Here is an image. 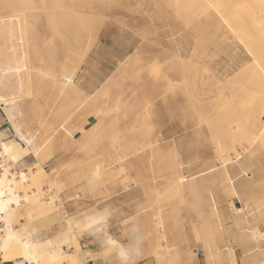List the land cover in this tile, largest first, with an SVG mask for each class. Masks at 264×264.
I'll return each instance as SVG.
<instances>
[{"label":"rangeland","instance_id":"obj_1","mask_svg":"<svg viewBox=\"0 0 264 264\" xmlns=\"http://www.w3.org/2000/svg\"><path fill=\"white\" fill-rule=\"evenodd\" d=\"M217 1L226 4L227 0H215L218 5ZM33 2L0 0V78L7 86L0 88V97L16 101L12 110L0 106V142L16 140L14 126L32 140L27 157L23 156L20 163L5 162L6 157L0 159V164L14 172L32 174L40 168L48 173L41 179L40 195L43 202L50 204L41 212L21 202L12 226L27 230L31 240L63 244L66 254H75L72 236L79 243L94 225H81L83 214L62 215L59 194L71 187L78 194L88 189L103 196L108 183L115 179L113 175L108 177L107 172L113 170L116 162L130 161L118 174L134 172L137 178L125 177L122 185L133 182L145 193V207H138L132 228L136 244L129 247L131 253H138V242L153 237L151 254L156 263L174 264L177 254L169 241L172 236L186 234L183 219L190 223L195 219L197 226H190L189 234L202 236L206 242L215 234L209 226V212L180 211L199 204L200 187L208 184L180 175L176 152L157 141L149 114L161 103L174 100L177 105L173 107L182 114L178 122L205 126L217 159L212 169H222V174L211 182L224 181V163L230 164L244 154L253 155V148L264 150V44L259 41L263 36L251 33L254 40L246 43L241 39L243 45L250 47L239 45V33L244 31L241 28L247 17L223 12L221 3L215 10L210 0H35L37 5ZM226 12L230 20L243 16L246 22H229ZM257 13L255 19L261 22L263 15ZM7 16H11L10 23L4 22ZM8 23L14 34L10 41ZM234 37H238L236 42ZM10 43L20 47L24 54L20 55L19 50L20 59L4 61L2 53ZM128 52L130 56L119 60L115 68L107 65L106 62L112 63ZM258 56L263 57L261 66L257 64ZM89 58L93 60L82 67ZM7 63L18 69L4 72ZM249 67H253L252 71ZM96 79L104 80L98 83ZM10 112L12 124L7 117ZM89 118L97 124L74 142L72 133ZM144 174L151 178L144 179ZM27 183L31 180L27 179ZM226 183L229 186L227 178ZM23 189L16 190L20 200L35 191ZM2 225L0 222V229ZM54 225L57 228L53 229ZM252 234L261 233L253 229ZM114 250L120 251L108 241L101 258L107 259ZM75 255L76 264H86L81 248Z\"/></svg>","mask_w":264,"mask_h":264},{"label":"crops","instance_id":"obj_2","mask_svg":"<svg viewBox=\"0 0 264 264\" xmlns=\"http://www.w3.org/2000/svg\"><path fill=\"white\" fill-rule=\"evenodd\" d=\"M129 56L128 52L112 63H106L115 68L119 60ZM92 60L93 58H89L82 67L89 65ZM101 80L104 79H96L98 83ZM171 101L161 103L151 111L150 125L157 141L164 148H172L176 152L178 163L181 165L180 175L188 179L193 176L208 184L200 187L199 204L183 207L180 211L197 209L209 212V226L215 231L214 236L206 242L202 236L189 234L190 226H197L196 220L190 223L183 219L182 229L186 234L172 236L169 241L173 253L177 254L174 264H264V150L253 148L256 151L253 155L244 154L225 166L223 173L229 180V186L226 178L224 181L211 182L222 174V169L216 167L217 172L212 169L216 166L217 159L208 129L197 123L178 122L182 119V114L173 107L177 102ZM96 124L89 118L83 125L77 126V130L72 133L73 141H78L83 133L89 132ZM131 141L133 140H129ZM112 161L116 162V158ZM129 163L130 161L114 163L113 170L107 172V176L113 175L115 179L108 183L103 196L98 192L92 194L88 189L78 194L71 187L59 194L62 215L93 214L104 217L94 224L91 232H86L80 238L79 244L84 257L86 256V264H157L151 254V248L155 244L153 237L150 241L138 242V253L133 257L128 255L127 258L121 251L114 250L107 259L101 258L108 241L114 240L119 249L136 244L132 228L138 207H145V201L142 199V194L144 196L145 193L133 182H129L125 187L122 185V179L125 177L130 180L137 178L134 172H129L128 175L118 174L121 173L119 169H124ZM141 177L151 178L147 174ZM253 229L261 234L254 236ZM1 263L11 264L2 261Z\"/></svg>","mask_w":264,"mask_h":264},{"label":"bare ground","instance_id":"obj_3","mask_svg":"<svg viewBox=\"0 0 264 264\" xmlns=\"http://www.w3.org/2000/svg\"><path fill=\"white\" fill-rule=\"evenodd\" d=\"M26 1V0H25ZM29 1V0H28ZM31 1V0H30ZM38 0H34L35 3H37ZM223 1V0H222ZM229 1H233V0H227V1H224L226 2V4H228ZM33 2V3H34ZM58 2V1H57ZM23 3V1H22ZM34 3V4H35ZM218 3V1H217ZM222 4L221 8H222V11L225 10V11H230L233 15H234V12H236V14L239 16L240 14L241 15H245L247 18V23H245V25L243 26V28L241 29H244V31H241L240 34V39H237L239 41H241V39L244 41V42H250L251 39H253L254 37L252 36L253 34L256 33H259L261 34L263 37H261V39L259 38V41L262 43V46H263V39H264V0H241L240 2H238L237 4L233 3V2H230L229 5H226L224 4L223 2H219L218 5L216 4L215 0H210V6L213 7L214 9L215 8H218L219 7V4ZM224 4V5H223ZM37 5V4H35ZM43 5V4H41ZM50 5V4H49ZM208 5V4H207ZM51 6V5H50ZM218 6V7H217ZM49 8V7H48ZM213 8H210V9H213ZM219 9V8H218ZM228 9V10H227ZM54 10V9H53ZM216 10V9H215ZM221 10V9H220ZM220 10H218L217 12H219ZM47 11V10H45ZM63 11V10H62ZM223 11V12H225ZM238 11V12H237ZM51 11L49 10V16H54V15H51L50 13ZM53 12V11H52ZM259 13L263 15V18L261 20V22H259V20H256L255 19V14L256 13ZM27 14V12H25ZM24 13V14H25ZM220 13V12H219ZM240 13V14H239ZM257 13V14H258ZM25 14V15H26ZM65 14V13H64ZM226 16L228 17V13L226 12ZM253 14H254V17H253ZM46 15V16H48ZM261 15V16H262ZM15 16V15H14ZM21 15H19L20 17ZM18 17V16H17ZM16 17V18H17ZM23 19L25 18L24 16H22ZM20 17V18H22ZM243 17V16H241ZM241 17H238V19H242V20H245ZM7 19L4 21V22H9L11 21V16H7L6 17ZM50 18V17H48ZM4 19V17L2 18ZM1 19V20H2ZM15 19V18H14ZM28 19V18H27ZM44 19L46 20V18L44 17ZM52 19V18H51ZM50 19V20H51ZM229 19V17H228ZM227 19V20H228ZM235 21H237L235 18H233ZM229 19V22L230 21H233ZM259 19V18H258ZM53 20V19H52ZM226 20V19H225ZM60 22L62 21L61 19L59 20ZM241 21V20H240ZM51 22V21H49ZM228 22V23H229ZM239 22V21H238ZM243 22V21H242ZM246 22V20H245ZM3 23V21H0V24ZM9 23H8V26H6V28H8L7 30V33H8V41H10V39L13 38L14 34H13V30L10 29V26H9ZM23 23V22H22ZM227 23L226 21V24H227V28L230 26L229 24ZM241 23V22H240ZM244 23V22H243ZM20 24V23H19ZM53 24V23H52ZM232 24V23H231ZM234 24V23H233ZM237 24V23H235ZM18 25V24H17ZM65 25V24H64ZM239 25V24H237ZM24 26V25H23ZM52 26V25H51ZM58 26V25H57ZM59 27V26H58ZM238 27V26H237ZM245 27V28H244ZM24 28V27H23ZM232 28V27H231ZM66 30V28H64ZM63 29V30H64ZM230 29V27H229ZM234 29L236 30V28L234 27ZM233 29V30H234ZM239 29V28H237ZM247 29V30H246ZM57 30V28H56ZM251 30V31H250ZM20 31V30H19ZM54 31V29H53ZM232 30L230 29V33ZM238 31V30H236ZM67 32H68V28H67ZM4 33V32H3ZM57 33V32H56ZM252 33V35H251ZM48 34H50L48 32ZM55 34V33H54ZM63 34V33H62ZM5 35V33H4ZM57 35H61V33H58ZM56 35V36H57ZM234 35H236V33H234ZM238 35V34H237ZM257 35V34H256ZM58 36V37H59ZM63 36H65L63 34ZM51 37V35H50ZM62 37V36H61ZM60 37V38H61ZM227 37L228 34H227ZM25 38V37H24ZM58 38V39H60ZM63 38V37H62ZM65 38V37H64ZM236 37H234L235 39ZM52 39V38H51ZM235 39V42L236 40ZM63 41V39H61ZM60 40V41H61ZM232 40V39H231ZM254 40V39H253ZM252 40V41H253ZM263 41V42H262ZM21 42V41H19ZM246 42V43H247ZM259 42V43H260ZM239 43V42H238ZM11 45L7 46L5 49H4V53H2V56H3V60L6 61V58L8 59V61H12L13 58H17V52L19 50H21L20 47H16L13 43H10ZM242 44V46H249L250 45L248 44H245L243 45L244 43L241 41V43H239V45ZM251 44L254 45V43L251 42ZM260 45V44H259ZM258 45V46H259ZM33 47V46H32ZM254 47V46H253ZM246 48V47H245ZM252 48V47H251ZM259 48V47H258ZM263 48V47H261ZM62 49H63V46H62ZM250 48H248L247 51H249ZM244 50V49H243ZM264 50V48H263ZM246 51V50H245ZM244 51V52H245ZM20 55L24 54L23 50L20 51ZM259 53V51H258ZM264 53V51L262 52ZM35 54V53H34ZM247 54V53H246ZM257 55V54H256ZM27 56V55H26ZM261 58H263L262 56H260ZM258 56L259 59H256V60H259V62L257 64H259L260 62V58ZM19 59L21 58V56L18 57ZM17 58V59H18ZM256 58V57H255ZM10 59V60H9ZM28 59V58H27ZM42 59V58H41ZM67 60V59H66ZM255 60V61H256ZM254 64V63H253ZM253 64L251 66H253ZM264 64V63H262ZM260 65V64H259ZM261 66V65H260ZM250 68V67H249ZM253 68V67H252ZM252 68L251 71H252ZM256 68V66L254 67ZM263 68V67H262ZM11 69H18V67H13V66H10V64L7 63L5 69L3 70L4 72L7 71V73L11 70ZM257 69V68H256ZM250 71V70H249ZM250 71V72H251ZM255 71V70H254ZM257 71V70H256ZM255 71V72H256ZM263 71V70H262ZM260 71V72H262ZM258 73V72H257ZM263 74H264V71H263ZM245 75V74H244ZM254 75V73H253ZM251 75V76H253ZM256 75V74H255ZM257 76H260V75H257ZM262 76V75H261ZM5 77V76H4ZM247 77V75H246ZM259 78V77H258ZM5 79V78H4ZM260 79V78H259ZM248 80V79H247ZM246 80V82H247ZM255 80V79H254ZM245 81V80H244ZM264 81V79H263ZM262 81V82H263ZM28 82V81H27ZM261 82V81H260ZM250 84H253L250 83ZM260 84V83H259ZM247 86V85H246ZM264 86V82H263V85ZM250 87V86H249ZM257 87V86H255ZM0 88H4L6 89L7 86H6V83L2 82V79L0 78ZM248 89V88H247ZM250 91V90H249ZM260 91V89H259ZM261 92V91H260ZM9 95V94H8ZM15 99L14 98H9V99H5L3 97H0V106H5V107H8L9 110H12L14 107H15ZM264 106V105H263ZM255 112V111H254ZM250 113V112H249ZM248 116V115H247ZM251 116V115H250ZM8 119H9V123L12 124V117H13V114L10 112L8 115H7ZM253 117V116H251ZM250 119V118H249ZM248 122V121H247ZM248 127V126H247ZM20 129V128H19ZM19 129L14 126V134L16 136V140L13 141V142H10V143H5V142H0V159H6L5 162H7L8 160L10 162H12L13 164H16V163H20L19 160H22V157L23 156H26L29 152V149H28V146L32 144V140L31 138L29 137H26L24 133H22L21 131H19ZM249 129V128H248ZM264 129V127H263ZM250 130V129H249ZM248 131V130H247ZM19 142H24L25 143V147L23 145H21ZM45 145V144H44ZM43 146V145H42ZM251 146V145H250ZM248 147V146H247ZM42 148V147H41ZM38 151V150H37ZM36 153V150L34 151ZM30 154V153H29ZM33 154V153H32ZM225 156V155H224ZM27 157V156H26ZM38 157V156H37ZM38 159V158H37ZM226 159V158H225ZM227 160V159H226ZM220 161V160H218ZM217 162V161H216ZM225 162V160H224ZM228 162V161H227ZM219 163V162H218ZM222 164V163H221ZM227 165V163H224V165H222V167L225 169V166ZM41 167V166H40ZM37 168V167H36ZM219 168V167H218ZM120 170V169H119ZM0 222L3 223L1 229H0V233L2 232L3 234L1 235L0 237V259L3 263H12V264H76V255L75 254H78L79 252V243L75 240V236H72L73 240L70 241L71 242V245L73 247V253L75 254H72L71 255L69 254H66L63 249H62V245L58 244V245H53L49 240H45V241H34L31 240L32 237L30 238L29 234H28V231L27 230H16L13 226H12V219L13 217L15 216L16 214V210L18 207L21 206V202H24L25 204L29 205L30 208H39V210H41V212H43L44 210H46L45 208V205H49L50 203H46V202H43L42 198H41V195H40V184H41V179L45 176H48V173L46 174L42 169H37L34 173L30 174V173H26V172H23V171H19V172H14V171H10L7 167L5 166H2L0 164ZM97 171V170H96ZM215 171V170H214ZM15 175H17L15 177ZM96 177V176H95ZM92 178V177H91ZM97 178V177H96ZM99 178V177H98ZM98 178L96 180H98ZM182 178V176H181ZM27 179H30L31 180V183H27ZM45 179V178H44ZM46 181V180H45ZM231 183V182H230ZM28 192L29 190H35L34 192L31 193V195H28V197H26L25 195V199L23 200H20V196L17 194L19 192H17L16 190L18 189H21L23 188ZM23 189V190H24ZM24 190V191H25ZM21 191V190H20ZM30 192V191H29ZM22 193V192H21ZM31 198V199H30ZM42 199V200H41ZM24 205V204H23ZM26 205V206H27ZM23 207V206H22ZM45 207V208H44ZM246 207V206H245ZM29 209V208H28ZM43 210V211H42ZM246 210V209H245ZM40 212V211H39ZM234 212V211H233ZM238 212V211H237ZM216 213V211H215ZM240 213V212H239ZM236 214V213H235ZM103 220L104 217L102 218L101 216L99 215H93V214H88V215H85L84 217V223L81 224V225H84L85 226H89L91 227L90 225H94L96 223H98L100 220ZM70 220V219H69ZM235 222V221H234ZM77 222H75L74 224H76ZM22 224V223H21ZM73 224V223H72ZM20 227V226H19ZM72 227V226H71ZM69 228V227H68ZM221 230V229H220ZM70 231V230H69ZM68 233V231H67ZM70 233V232H69ZM69 233L67 235H69ZM72 234H75V233H72ZM63 238V237H62ZM61 238V239H62ZM71 238V239H72ZM64 239V238H63ZM62 239V240H63ZM38 240V239H37ZM111 240V238H110ZM61 241V240H60ZM64 241V240H63ZM108 241V240H107ZM111 243H114V240L112 241H109ZM60 243V242H59ZM69 244V242H68ZM65 245V243H64ZM66 248V247H65ZM121 249V247H120ZM121 254L125 257H127L128 255H130L131 257H133V253H131V248H127L124 249L122 248L121 250ZM228 251V250H227ZM234 253V252H233ZM230 256V255H229ZM235 257V256H234ZM128 258V257H127ZM130 260V259H129ZM236 263V261H235ZM79 264V263H78ZM231 264H234V263H231Z\"/></svg>","mask_w":264,"mask_h":264}]
</instances>
